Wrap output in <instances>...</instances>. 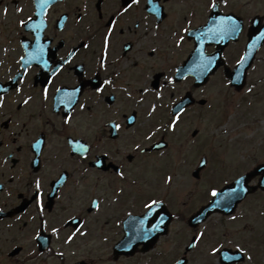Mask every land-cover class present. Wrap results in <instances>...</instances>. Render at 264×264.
<instances>
[{
    "label": "flooded vegetation",
    "instance_id": "obj_1",
    "mask_svg": "<svg viewBox=\"0 0 264 264\" xmlns=\"http://www.w3.org/2000/svg\"><path fill=\"white\" fill-rule=\"evenodd\" d=\"M35 2L13 1L25 19L11 62L0 65V264H176L178 260L210 264L209 242L220 237L218 229L207 223L195 229L189 218L207 203L209 189L217 188L220 180L213 176L203 181L201 176L196 183L191 175H175L164 196L150 197L144 194V182L156 181L149 167L163 153L172 152L167 158L171 169L179 154L185 156L184 147L174 148L176 132L168 129L174 119L172 106L187 94L195 98L180 115L187 134L195 114L203 118L209 105L201 106L199 101L207 99L210 84L231 86L226 74H232L244 57L253 22L264 27V7L254 5V0H215V10L210 7L212 0H153L160 9L156 15L149 11V0H139L127 12L123 9L132 0H61L48 9L43 29L32 27L26 32L23 23L34 19ZM212 16H232L241 30L222 41L201 36ZM23 38L32 61L24 75ZM38 45L44 49L43 59L57 70L55 75L41 62ZM201 47L208 57L219 48L222 56L217 63L222 66L209 83L197 88L194 69ZM183 67L186 74L179 76ZM262 68L264 44L248 70V86ZM105 80L113 83L105 85ZM7 86L10 89L4 92ZM97 86L104 92H96ZM58 88H79V105L85 107H58ZM68 117L71 123L65 124ZM113 124L121 125L119 132ZM162 138L169 144L166 150H154ZM74 143L89 147L86 158L73 153ZM194 184L200 188L197 208ZM37 192L42 193V212ZM152 200L163 202L173 216L168 234L150 249L140 245L134 254H116L115 247L125 237V221L130 215H143L145 204ZM252 214V208L237 212L239 221L246 220L234 232L243 245L231 248L243 249L245 261L240 264H264V232L258 233ZM200 232L204 238L190 247Z\"/></svg>",
    "mask_w": 264,
    "mask_h": 264
},
{
    "label": "rangeland",
    "instance_id": "obj_2",
    "mask_svg": "<svg viewBox=\"0 0 264 264\" xmlns=\"http://www.w3.org/2000/svg\"><path fill=\"white\" fill-rule=\"evenodd\" d=\"M253 4H257L259 8H261V6L264 7V0H254ZM4 9L5 5L0 6V31L6 33L14 30V28L11 26L10 16H5L3 14ZM3 33H0V49L1 46L5 45ZM260 76H264V72L260 74ZM254 91L255 92L252 93L253 95L247 94L245 95L246 98L243 99V95L240 97L232 95L224 87L209 89L210 102H212L213 108L208 110L209 112L206 118H204V116L201 119H197L195 114L194 124L189 126L186 131L187 134L179 133L178 135L182 136L177 138L174 144V148L176 149L184 147L185 152V156L182 154L178 155V175H188L191 173L193 164L194 167L196 166L198 162L197 159L200 158L202 154L196 155V153L193 152V156L190 155L194 146L198 148L200 144L205 145L203 154L208 155L211 161V165L205 173L206 176H209L210 173H215L217 168L221 170V173L226 174H232L238 170H243L245 172L254 160L258 162L264 161V83L259 84ZM247 98H252L254 101L252 108L248 110L244 103V100ZM223 113L224 116L221 120L220 116ZM197 129L201 131V134L198 140L192 138L193 142H196L193 148H190L188 147V142L191 140V133ZM236 147L240 148L235 149ZM231 153H236V156L231 157ZM171 154L172 152L164 158L169 157ZM188 157V163L183 166V164H181V159H186ZM177 180L182 179L177 178ZM212 183H214V181ZM199 191L200 188L194 184L195 198ZM165 193L166 191L164 194ZM263 201V198L258 196L254 207L259 214L255 212L251 215V221L258 225L259 234L264 232V216L260 215V212L264 210ZM248 207L249 205L247 208ZM241 221L240 223L238 220L231 222L236 224L230 227V231H228L229 235L230 233L233 235L237 228L244 226L246 220ZM216 233L221 236L222 232L220 226H218ZM243 239L244 238H242V240ZM222 240L223 239L220 238V241ZM227 241L228 240H225V242ZM215 244H217L216 241L212 240L209 242L210 251ZM210 264H217L216 256H210ZM260 264L263 263L260 262Z\"/></svg>",
    "mask_w": 264,
    "mask_h": 264
},
{
    "label": "snow or ice",
    "instance_id": "obj_3",
    "mask_svg": "<svg viewBox=\"0 0 264 264\" xmlns=\"http://www.w3.org/2000/svg\"><path fill=\"white\" fill-rule=\"evenodd\" d=\"M51 0H41L40 2V7L43 8L44 5L50 3ZM139 0H132V3H130L127 7H125L123 9L124 12H127L129 10V8L132 7V4H138ZM226 3V0H225ZM149 11L159 15L160 13V9L158 7H156L153 4V0H149ZM210 7L215 10L218 6L215 3V0H212V3L210 5ZM22 11V10H21ZM44 22L41 21L39 24L36 25H32L31 27H34L37 31H39V29L41 27H43ZM241 30V25L232 17V16H212L210 17L209 21H208V25H207V29L206 31H202L201 32V36H211L212 39H215L217 41H222L228 37L231 36H235L239 31ZM189 30L186 28L184 29V32L187 33ZM111 33H109L106 37H105V48H107L108 46V41L110 38ZM193 36H196V33H192ZM196 38L198 40H200V36H196ZM181 41L183 40V37L179 38ZM257 40H264V32L259 33V35L256 37ZM203 44V41L201 40V45ZM155 50H153L154 52ZM37 54L40 57L41 62L43 63L45 69L49 70L52 72V75L56 74L57 70H52L48 61L43 59V54H44V49L42 46H37ZM23 59V58H22ZM32 59H37V55H33ZM248 59V57H243L241 58L238 63H237V69L234 73L235 76V82L239 83L240 81V69H242L245 65V61ZM65 63H67V61H64ZM196 63V74L197 76H203L205 75L207 72H209L213 66L215 65V57H208L204 54L203 48L201 47L200 49H198L197 52V59L195 61ZM103 66V63H102ZM113 81L112 80H105L104 84L105 85H110L112 84ZM229 83H233L232 80H229ZM96 92L98 93H103L104 92V88L103 87H96ZM6 91V89H5ZM249 92L252 91L251 88L248 89ZM56 102H57V106H64L65 108L71 109L73 108V106H77L79 105V99H78V95L80 93V89H74L72 91H68L65 89H61L58 88L56 89ZM44 98L47 99L48 98V90L47 88H45L44 90ZM25 104L28 103V100L24 101ZM81 108L85 107L84 105H79ZM0 107H2V104H0ZM152 111H155V108H153ZM180 120V116L177 115L174 119L173 122H171L168 125V129H170L171 131H175L177 124ZM65 124H69L71 123V118L68 117L65 119L64 121ZM121 125L119 124H113L112 128L116 131L119 132ZM150 138V137H149ZM36 148H39V144H37L35 146ZM157 147H160V145H157ZM137 148H140V145L137 144ZM72 151L73 153L79 154L82 157L86 158L87 153L90 151L89 147L84 144V143H74L72 145ZM121 176H123V173H120ZM172 181V177L169 176L168 177V182L171 183ZM246 183V179L244 176H240L236 181H235V187H233L232 189H230L228 192H217L215 190H213L211 192V195L213 197H215L216 199L214 200V203L217 206H230L233 201L237 200L240 198V194L242 192H246L247 188L244 187ZM41 187L40 183L37 182L36 183V188L39 189ZM37 206L40 209V211H43V203L42 200L40 199V197H42V193L37 192ZM158 204L157 200H152L151 203H146L145 204V208L148 210V212L145 214V220L147 219L148 216H151L153 214V212H155L156 210V206ZM99 207V205L97 204V208ZM73 219H75V217H73ZM145 220H141L139 223L141 224V227L138 228L136 230V235L138 239L141 240H146L148 239L152 234H154L155 232L160 231L161 225L164 224V218L161 217L159 220V223L156 224L153 228L149 229V230H145L143 228V224L145 223ZM232 220H236V217L233 216ZM45 226L47 224V222L45 221ZM54 232H59V229L57 228H53ZM82 235L84 233H81ZM204 232H200L195 238L193 243L190 245V247L195 248L197 246V244L204 238ZM71 239V237L69 238ZM236 252H243L242 248H236L235 249ZM217 254H219L217 256ZM211 255L216 256L217 257V264H240V256L233 254L232 251L225 245V244H220L219 242H217V244L213 245L212 249H211ZM248 259L250 260L251 257H248ZM176 264H183L182 261L178 260L176 262Z\"/></svg>",
    "mask_w": 264,
    "mask_h": 264
}]
</instances>
